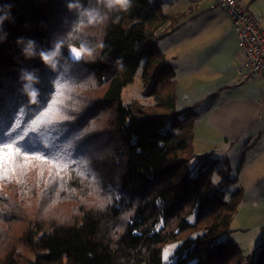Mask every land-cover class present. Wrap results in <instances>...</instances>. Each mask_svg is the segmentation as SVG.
I'll list each match as a JSON object with an SVG mask.
<instances>
[{
  "label": "trees",
  "instance_id": "16d2710c",
  "mask_svg": "<svg viewBox=\"0 0 264 264\" xmlns=\"http://www.w3.org/2000/svg\"><path fill=\"white\" fill-rule=\"evenodd\" d=\"M69 3L107 11L96 0H0V16L11 6L0 25V264H160L176 241L172 264H264V239L249 255L228 237L241 193L226 199V161L193 151L200 114L162 97L172 69L157 42L178 18L162 0H131L93 23ZM82 44L90 54L71 58ZM57 45L53 71L39 53ZM142 62L146 94L168 113L121 103ZM22 70L38 78L35 95Z\"/></svg>",
  "mask_w": 264,
  "mask_h": 264
},
{
  "label": "rangeland",
  "instance_id": "374dc122",
  "mask_svg": "<svg viewBox=\"0 0 264 264\" xmlns=\"http://www.w3.org/2000/svg\"><path fill=\"white\" fill-rule=\"evenodd\" d=\"M165 4L161 5V13L169 15L174 10L182 8L186 0H163ZM167 2V3H166ZM192 14L196 11L195 4L186 6ZM183 11V9H182ZM194 15V14H193ZM176 18V17H175ZM178 27L171 34L157 42V48L162 55L163 62L172 69V77L168 67H163V71L169 74L167 80L159 82L161 85L162 97L167 100L172 97L176 111L186 108H193L194 112L200 114L197 119V128L203 127V118L208 108L214 104V99L203 98L208 95L207 82L205 80L194 79L195 73L186 71L184 61L191 58L183 56V32L181 26L183 18L177 17ZM264 18V15H263ZM181 24V25H180ZM74 48H70L68 53L71 58H76ZM78 51V50H76ZM161 61V57H158ZM144 62L138 68L132 84L122 90L121 103L123 105L137 102L141 110L148 113L164 114L167 110L160 104L156 105L159 100H154L151 95L146 94V85L143 83L142 72ZM168 69V71H167ZM170 95V96H169ZM202 139L209 137L204 132ZM210 138V137H209ZM213 139V138H211ZM203 147H195L193 151H201V154L210 153L216 158L221 165L226 161L229 167V177L235 178V183L225 192V198L228 199L231 192L236 189L240 190L241 196L237 210L232 218L229 234L231 241L244 254L256 253V249L261 239H264V131L252 137L248 145L242 147L226 145L222 140L213 139L212 144H204ZM211 151V152H210ZM194 162L189 163V167H194ZM214 182L219 179L214 175ZM179 242H171L164 245L161 249L160 264H172L173 256L179 246Z\"/></svg>",
  "mask_w": 264,
  "mask_h": 264
},
{
  "label": "crops",
  "instance_id": "0c3cea01",
  "mask_svg": "<svg viewBox=\"0 0 264 264\" xmlns=\"http://www.w3.org/2000/svg\"><path fill=\"white\" fill-rule=\"evenodd\" d=\"M238 1L260 13L264 27V0ZM184 4L169 15L185 18L181 26L183 56L191 58L190 64L187 59L184 61L185 69L189 73L192 67L194 79L209 83L206 89L210 91L203 98L214 99V105L205 112L201 129L197 128L198 118L195 121L192 148L203 147L202 143L212 144L216 138L229 146H246L252 137L264 131H257L254 126L264 109L262 85L247 86L241 82L238 71L243 59L237 47V35L222 9L213 0H186ZM192 4L196 9L194 15L186 7ZM201 132L210 138L202 139ZM197 152L201 155V151Z\"/></svg>",
  "mask_w": 264,
  "mask_h": 264
},
{
  "label": "built area",
  "instance_id": "2783aa9c",
  "mask_svg": "<svg viewBox=\"0 0 264 264\" xmlns=\"http://www.w3.org/2000/svg\"><path fill=\"white\" fill-rule=\"evenodd\" d=\"M232 23L237 47L242 55L238 71L244 85L260 83L264 91V27L260 13L243 6L238 0H213ZM257 131L264 129V109L255 122Z\"/></svg>",
  "mask_w": 264,
  "mask_h": 264
},
{
  "label": "clouds",
  "instance_id": "9594fccd",
  "mask_svg": "<svg viewBox=\"0 0 264 264\" xmlns=\"http://www.w3.org/2000/svg\"><path fill=\"white\" fill-rule=\"evenodd\" d=\"M96 3L100 6H102L103 9H106L107 11L102 14L100 8L93 7V8H83L82 5L69 3L68 9L71 11L73 8H83L82 15H86L89 18V22H97L107 19V13L111 12L113 10L115 11H127L131 7V0H96ZM9 13L7 16H0V25H2L4 19L10 18V8L9 5ZM24 38L20 37L18 38V41H23ZM34 44L35 42L33 40H28L26 43V46L23 48V54L26 57H32L34 52ZM79 57H76L79 59L82 57L85 53L91 52V49L87 48L85 45H81L80 49L78 50ZM60 56V46L57 45L53 47L49 51H41L39 53V57L47 67H49L51 70L55 71L57 68V58ZM21 80L24 81L23 88L25 90H30L31 95H35L38 91L35 88V84L38 82V78L34 75L33 72L28 70H22L21 73Z\"/></svg>",
  "mask_w": 264,
  "mask_h": 264
},
{
  "label": "snow or ice",
  "instance_id": "6c2138e0",
  "mask_svg": "<svg viewBox=\"0 0 264 264\" xmlns=\"http://www.w3.org/2000/svg\"><path fill=\"white\" fill-rule=\"evenodd\" d=\"M73 51L75 52V56H76V57H79V52L76 51V50H73Z\"/></svg>",
  "mask_w": 264,
  "mask_h": 264
}]
</instances>
